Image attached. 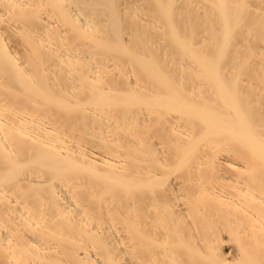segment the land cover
I'll return each mask as SVG.
<instances>
[{
    "label": "bare ground",
    "instance_id": "6f19581e",
    "mask_svg": "<svg viewBox=\"0 0 264 264\" xmlns=\"http://www.w3.org/2000/svg\"><path fill=\"white\" fill-rule=\"evenodd\" d=\"M0 264H264V0H0Z\"/></svg>",
    "mask_w": 264,
    "mask_h": 264
}]
</instances>
